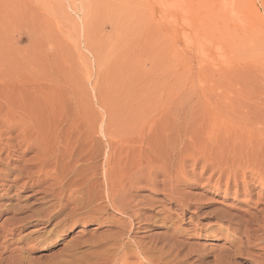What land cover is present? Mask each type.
I'll use <instances>...</instances> for the list:
<instances>
[{"label":"rangeland","instance_id":"1","mask_svg":"<svg viewBox=\"0 0 264 264\" xmlns=\"http://www.w3.org/2000/svg\"><path fill=\"white\" fill-rule=\"evenodd\" d=\"M23 113L56 139L63 163L71 157L72 171L59 173L106 170L123 184L138 173L134 198L152 207L137 236L180 233L185 250L205 255L200 264L260 261L258 249L230 254L234 226L216 216L264 215V0H0V173H26L35 155H6L33 133L20 120L9 134ZM163 178L155 189L147 183ZM23 182L0 185V243L11 241L3 264H54L70 249L82 257L122 219L109 209L113 225L78 221L61 233L63 215L42 223L54 202ZM165 188L190 209L166 201ZM18 217L32 222L14 226Z\"/></svg>","mask_w":264,"mask_h":264},{"label":"bare ground","instance_id":"2","mask_svg":"<svg viewBox=\"0 0 264 264\" xmlns=\"http://www.w3.org/2000/svg\"><path fill=\"white\" fill-rule=\"evenodd\" d=\"M29 117L31 116H29L28 114L25 115V113L19 114L17 118L15 117L18 120H15L14 118V121L11 120L12 125L9 123L11 126V129L9 128V134L14 131L13 129L15 126L13 125V123L16 124L20 120L26 122L25 126L30 123L33 128V133L31 135L24 134L21 137V140L17 141L12 150H8L6 155H12L17 159H23V157L27 155L28 152L33 150V152H35V155L30 158V160L23 161L24 164H22L21 167L22 170L26 173H12V171H10L11 173H0V185L12 183L13 186H11L10 184L9 187L11 189L16 187L15 185L17 182H19L20 180H24L25 182H23L20 188H22L23 190L28 188L32 189V191H34V195H37L39 197L38 200L51 203L54 202L48 208L42 210L43 216L41 217H44L43 219H45L42 221V223L47 222L48 224L63 215V220H61V222L58 224L60 225L59 228L61 227V230H63L61 231L59 229L61 233L65 232L66 227H71V224L73 227V225L78 221H81L84 226L90 224L91 222L102 225L105 224L108 219L105 218L106 216L104 217V215L109 209L122 216V219L119 220L118 223L114 221L116 222V225L113 226L115 228V232L108 238L105 237L106 239L101 240L98 243L91 244L90 252H88L84 256L81 255L82 257H76L77 254H74L72 252V249H70L68 251V254L66 255L67 260H64L62 262H58L57 260V262L54 264H187L189 259H194L193 263L190 264L202 263V257L205 255L202 256L199 246H187L189 248L185 250V244L183 242L177 241L180 233L176 234L172 232L160 237H149V235H145L146 237L137 236V234L142 233L146 228L147 222L151 221V219L148 216L146 217L145 214L142 213V211H150L151 209L149 208L152 207V205H150L149 208H142L140 207V203L137 202L134 198V188L139 183H144L142 180L136 179V177H139L136 176L138 173H126V175L128 176V182L125 184H123V182L120 180L118 176L119 173H117L114 182H111L109 179L110 173H106V170H104V173H88V178H86V173H80L82 175L84 174L83 176L81 175V177L85 176L83 180L82 178H78L79 173H59L58 169L63 171L64 167L68 168L69 172L72 171V165H70L71 157H69V154H66V159H68L69 162L63 163L62 158H64L65 161L64 155L66 152L64 153L63 157H60L59 155L61 154L59 153H61L62 151L58 153L59 148L56 147L54 141L56 139L54 138L53 141L49 139L50 141H48L47 136L50 134L46 135L45 139L46 133L40 130V124L31 122L33 120L29 119ZM9 139L11 142H13L15 140V137H10ZM5 147H7V145H5ZM64 149L63 151L66 150ZM68 152H71V150ZM19 161L21 162V160ZM34 169H36L35 172H33ZM11 177L13 178L10 179ZM163 179V181H151L147 179V183L149 182L151 189H155L158 185L166 184L165 178ZM180 183L181 182H179V184ZM79 184L82 187L85 186L86 188H83L82 191L78 190V187L76 186H78ZM182 184L187 185V182H182L181 185ZM71 186H75V189L72 190V193L67 194L68 192H71ZM163 193L165 195V200L176 204L178 211L181 210V208L187 206V204H185L184 202V197L178 194L175 190H171V192H168L167 188H165L163 190ZM79 199H85L83 201L84 203L82 202L83 204H78ZM187 207L188 209H190L191 206L188 205ZM11 210L13 211L15 209ZM11 210L9 209V211ZM18 211H16V213ZM20 213L22 214V212ZM159 213H162V217H160V220L165 222L167 219H169L170 209L167 210L166 208H163L162 211L160 210L157 214L159 215ZM232 215L222 212L220 218L216 216L219 221L227 222L228 224L234 226L232 230L234 231V235L236 236L230 243L234 248L232 252L229 251L230 254L237 256L241 255V253H248L249 250L258 249L262 251L258 254V259H260V261H258V264H264V215L262 214V218H260L262 221L250 218L249 216L247 217L244 214H240V217L238 218ZM32 216L33 215H31V217ZM18 218L17 220L12 221L14 226L18 223L22 224V222H24V224H29L32 222H28V220L32 219H30L29 217H23L24 219ZM158 221L156 220L155 222ZM109 224L113 225V223ZM18 225L20 226V224ZM252 226L255 229H253ZM1 229H3V227ZM16 230L17 229L13 228V230H11V232L8 231V233L15 232ZM252 240L257 243L255 246H253L254 244L252 245ZM8 242L10 243L11 241H2V243H0V250L3 249L7 251L9 247ZM83 245H86L85 242L75 243V246H77L78 248ZM226 252L229 253L228 251ZM224 253L223 255H225ZM230 254L223 256L221 261H225L226 258L230 257ZM2 261L3 260L0 256V264L2 263ZM21 262L19 261L17 264H21ZM6 264H8V262Z\"/></svg>","mask_w":264,"mask_h":264}]
</instances>
